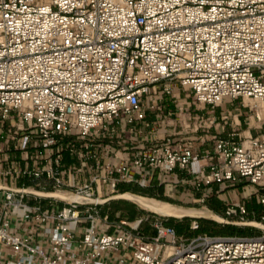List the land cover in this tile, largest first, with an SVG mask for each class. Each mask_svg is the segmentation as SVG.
Listing matches in <instances>:
<instances>
[{"label": "built area", "instance_id": "obj_1", "mask_svg": "<svg viewBox=\"0 0 264 264\" xmlns=\"http://www.w3.org/2000/svg\"><path fill=\"white\" fill-rule=\"evenodd\" d=\"M182 89L264 103V0H0V264H264V228L186 236L108 209L126 183L244 185L227 218L254 193L264 221V119L202 148Z\"/></svg>", "mask_w": 264, "mask_h": 264}, {"label": "rangeland", "instance_id": "obj_2", "mask_svg": "<svg viewBox=\"0 0 264 264\" xmlns=\"http://www.w3.org/2000/svg\"><path fill=\"white\" fill-rule=\"evenodd\" d=\"M188 92V90H181V96L190 102L189 109L186 110V119L187 122L191 123V127H193L194 122H198L200 129L194 131L191 130L192 128H189L183 131L187 136L191 137L197 146H213L215 135L228 136L232 133H235L236 137L249 135L253 133V128L256 130L255 126L259 125L264 119V103L251 107L250 101L252 100L249 101V99H244L241 96L236 98L226 97L216 105H203L195 102L192 95H187ZM198 114L200 117L195 118L194 116ZM257 114H260L262 119H259ZM188 115H192L193 117L189 118ZM183 121L186 122L185 119ZM183 124V122H179L178 129L183 128ZM214 186H217V184ZM177 188L178 191L175 194L167 195L166 198L159 196L145 197L147 200L160 204L175 213H204L212 211L229 220L228 222H224L206 216L170 215L171 218L165 220V223L174 225L179 233H184L186 236H192L203 231L215 234L238 233L254 235L262 233L260 227L240 222L238 216H229L228 218L226 216L225 207L227 199L231 200L233 197L237 198L243 194L246 191V186H238L236 191H227L226 197L223 194H214L206 196L204 199H200V195H195V190L193 189L182 190V187ZM235 193H238V196ZM245 204L250 211L245 221L256 220L260 222L261 205L257 201V196L254 193L251 194L246 199ZM108 209L111 215L113 214V217H115V212L120 211L121 216L127 220L134 219L135 215L147 213L145 212L147 210L145 207L128 198L112 200L108 205ZM154 218L153 216L151 221L145 222L143 229L146 232H149V229H151V223ZM195 223L200 224V228H191Z\"/></svg>", "mask_w": 264, "mask_h": 264}, {"label": "bare ground", "instance_id": "obj_3", "mask_svg": "<svg viewBox=\"0 0 264 264\" xmlns=\"http://www.w3.org/2000/svg\"><path fill=\"white\" fill-rule=\"evenodd\" d=\"M60 195L66 196V194H64V193H60ZM123 196L128 198V199H131V200H133V201H135L137 203H139L140 205H142L143 207H145L148 210H152V211H155V212L163 214V215H172V216H185V215L206 216V217L214 218V219L219 220V221L228 222V220L224 216H222V215H220L218 213L212 212V211H206L204 213H197V212H193V213H175V212L169 211L166 207H164V206H162L160 204H156V203H153V202L147 200L145 196H143L141 194H138V193L128 192V193H125ZM244 223L251 224V225H256L258 227L264 228V223L256 221V220L249 221V222H244Z\"/></svg>", "mask_w": 264, "mask_h": 264}, {"label": "crops", "instance_id": "obj_4", "mask_svg": "<svg viewBox=\"0 0 264 264\" xmlns=\"http://www.w3.org/2000/svg\"><path fill=\"white\" fill-rule=\"evenodd\" d=\"M164 100H165V103H166V107H172V108L175 107L174 104L172 103V99L170 98L169 95H165L164 96ZM150 118H152V115L150 116ZM256 130H254V128H253V133H255ZM207 147L211 148L212 146H210V145L202 146V148H207ZM130 187H136L138 189H146V190H150V191H155V194L151 195V194H148L146 192H141L139 190H133ZM177 187H182V186H180V185L179 186L164 185V184H159L157 181L154 182V186L149 187V188H143V187H140L138 185L129 184V183L121 185V189L123 191H129V192H132V193H138V194H141V195H144V196H147V197H158L160 195H164V196L173 195V194H175L178 191ZM181 189L185 190L184 187H182ZM194 193H195V195H201L200 191H195ZM143 211H145V210H143ZM145 212H147V210ZM140 216H142V215H135L134 219L137 218V217H140ZM169 218H171V217H168V219ZM143 224H145V222Z\"/></svg>", "mask_w": 264, "mask_h": 264}, {"label": "trees", "instance_id": "obj_5", "mask_svg": "<svg viewBox=\"0 0 264 264\" xmlns=\"http://www.w3.org/2000/svg\"><path fill=\"white\" fill-rule=\"evenodd\" d=\"M130 188H132L133 190H139L141 192H146V193L151 194V195L155 194V191H150V190H146V189H138L136 187H130ZM159 197L166 198V196H164V195H160ZM143 226H144V224H143ZM198 228H200V224H199ZM154 231H155V229L151 227V229H149V232L148 233H153Z\"/></svg>", "mask_w": 264, "mask_h": 264}]
</instances>
